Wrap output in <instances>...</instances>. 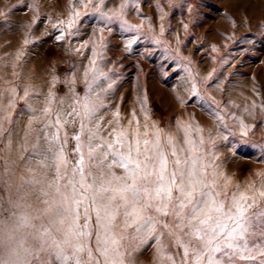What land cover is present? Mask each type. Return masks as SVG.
I'll list each match as a JSON object with an SVG mask.
<instances>
[{"label": "rangeland", "instance_id": "rangeland-1", "mask_svg": "<svg viewBox=\"0 0 264 264\" xmlns=\"http://www.w3.org/2000/svg\"><path fill=\"white\" fill-rule=\"evenodd\" d=\"M125 3L121 17L120 5ZM74 5L80 18L68 34ZM105 8L117 13L111 22L77 0H0V222L8 216L4 209L10 207L9 197L17 198L20 177L29 175L26 169L42 171L31 157L43 127L41 110L50 106L53 116L60 111L63 120L73 100L70 81L74 76L75 90L82 96L84 72L88 70L91 79L93 68L95 74L107 75L99 78L100 87L114 81L103 94L108 106L105 124L112 120L116 126L118 111L125 128L129 121L150 128L155 122L181 142L177 120L191 126L197 141L199 126L204 147L214 153L217 172L223 174L218 182L222 185L225 177L230 181L229 193L237 185L250 191V186L260 189L264 183V0H105ZM121 20L139 31H125ZM137 35L139 39L125 47ZM193 81L196 96L188 91ZM49 93L54 96L50 104ZM34 116L41 119L32 120ZM236 118L249 126L247 136ZM78 130V119L61 129L62 139L68 133L65 153L70 162L77 159L72 137ZM258 208H264V201ZM141 249L137 264H153L154 240Z\"/></svg>", "mask_w": 264, "mask_h": 264}, {"label": "snow or ice", "instance_id": "snow-or-ice-1", "mask_svg": "<svg viewBox=\"0 0 264 264\" xmlns=\"http://www.w3.org/2000/svg\"><path fill=\"white\" fill-rule=\"evenodd\" d=\"M77 2L85 9L91 5L102 20L117 17L115 10L105 8V0ZM124 7L126 3L120 5L121 17ZM78 18L80 11L74 5L68 34ZM120 23L125 31H139L125 20ZM57 39H63V34ZM138 39L134 36L125 47ZM96 71L93 68L89 79L85 70L82 96L75 90L73 76L69 87L73 100L63 120L60 111L53 116L50 106L41 110L43 127L31 157L42 171L37 174L28 167L29 175L20 177L17 198L7 200L8 216L0 222V264H137V254L149 240L156 246L153 264H264V208H258L264 201V183L260 189L250 186V191L237 185L229 193L230 181L225 177L222 185L218 182L223 174L217 172L214 153L205 149L199 126L197 141L191 126L177 120L181 142L155 122L150 128L141 127L139 120L134 126L129 121L125 128L118 111L116 126L112 120L105 124L108 106L103 94L114 81L100 87L99 78L107 75ZM11 91L16 95L15 89ZM188 91L198 94L195 81ZM24 95L28 96L27 89ZM48 99L50 104L52 93ZM215 115L223 121L219 113ZM77 119L79 130L72 137L77 159L70 162L65 153L68 133L62 139L61 129ZM236 119L247 136L249 126ZM3 131L0 127V134Z\"/></svg>", "mask_w": 264, "mask_h": 264}]
</instances>
